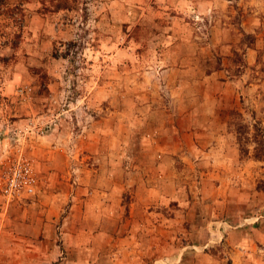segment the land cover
<instances>
[{
  "label": "rangeland",
  "instance_id": "obj_1",
  "mask_svg": "<svg viewBox=\"0 0 264 264\" xmlns=\"http://www.w3.org/2000/svg\"><path fill=\"white\" fill-rule=\"evenodd\" d=\"M59 3L0 0L19 264H264V0Z\"/></svg>",
  "mask_w": 264,
  "mask_h": 264
},
{
  "label": "crops",
  "instance_id": "obj_2",
  "mask_svg": "<svg viewBox=\"0 0 264 264\" xmlns=\"http://www.w3.org/2000/svg\"><path fill=\"white\" fill-rule=\"evenodd\" d=\"M183 1L188 2V0ZM14 209L15 208L13 206L8 209L3 207L0 211V249L2 253H5L4 250L10 249L8 256L11 257V264H19L20 259L18 249L22 245V240H26L25 242L30 240V230L28 231L27 229H23L25 232V234H23V231L20 230V227H23V225L19 223V216L17 212H13ZM99 236L100 235H97V237ZM98 246L100 247L96 250ZM93 247H96V245H93ZM96 248L94 249V255L90 258L91 263L99 262L103 258L104 251L100 249L101 245L97 244ZM111 260L114 261L115 259L112 257Z\"/></svg>",
  "mask_w": 264,
  "mask_h": 264
},
{
  "label": "built area",
  "instance_id": "obj_3",
  "mask_svg": "<svg viewBox=\"0 0 264 264\" xmlns=\"http://www.w3.org/2000/svg\"><path fill=\"white\" fill-rule=\"evenodd\" d=\"M36 172L25 158L18 159L8 171L0 175V191L10 200L24 194H32L37 185Z\"/></svg>",
  "mask_w": 264,
  "mask_h": 264
},
{
  "label": "trees",
  "instance_id": "obj_4",
  "mask_svg": "<svg viewBox=\"0 0 264 264\" xmlns=\"http://www.w3.org/2000/svg\"><path fill=\"white\" fill-rule=\"evenodd\" d=\"M61 3L57 4V7L58 8H66V9H70V8H73L71 5L68 4V1L69 0H59ZM72 1H75V0H72ZM18 33H15L14 32V37L17 39L18 38ZM14 44V42H13ZM54 54L55 56H65L66 53H62L61 51H59L58 48H55V51H54Z\"/></svg>",
  "mask_w": 264,
  "mask_h": 264
}]
</instances>
